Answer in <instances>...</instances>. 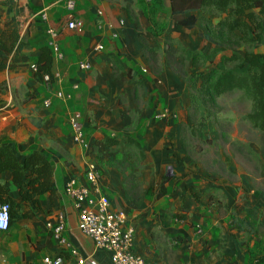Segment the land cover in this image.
I'll list each match as a JSON object with an SVG mask.
<instances>
[{"label":"crops","instance_id":"obj_1","mask_svg":"<svg viewBox=\"0 0 264 264\" xmlns=\"http://www.w3.org/2000/svg\"><path fill=\"white\" fill-rule=\"evenodd\" d=\"M127 1L132 3V0ZM125 7L121 0H0V32L18 28L28 44L27 48L20 47L10 54L0 52V65H5V70L0 72V83L6 81L8 88L0 93V147L11 148L19 160L31 152L43 153L54 168V192L39 196L37 204L29 203L17 208L16 218L9 229L0 232V264H43L45 256L61 254L56 240L46 227L47 223H54L59 214L65 219L64 237L84 257V264H111L110 254L95 249L91 239L78 230L77 210L73 200L64 192L65 182L70 176L84 180L86 163H98L92 142L88 141L87 135L85 148H79L72 142L68 126L71 113L68 115L63 106L55 104L59 101L52 100L46 108L42 105L50 94L41 91L42 83H45L33 79L31 66L39 55V48L48 43L46 30L53 29L62 60L53 64V72L58 77L54 79L52 89L70 90L72 86L63 88L60 85L62 80L75 85L80 76L85 84H82V88L80 85L83 94L78 84L74 92H80V106L82 103L88 105L90 99L97 98V91L106 95L108 90H104L102 85L97 86L102 81L100 68L103 57L111 59L108 60L111 67L110 61L114 64L112 57L118 52L131 53L134 44L130 30L120 19L126 14ZM164 7L168 13V6L165 4ZM98 11H102L103 18L98 16ZM71 18L84 22L82 34L65 28L67 20ZM99 21L105 24L102 30L97 29ZM171 23L174 35L175 32H190ZM107 24L113 25L112 29ZM112 34H117V37L112 38ZM97 44L104 47L103 51H94ZM78 59L90 63V75H81V71L75 70L74 61ZM84 87L86 90H82ZM83 119L87 123L86 118ZM159 126L162 128V125ZM162 129L172 132L174 128L164 126ZM160 141L163 144V138ZM177 151L179 149L175 147L174 153ZM161 155L163 158V152ZM256 156L260 161L257 174L241 170L238 182L235 172L231 171L229 180L225 179L222 186L215 185L231 199L228 209L219 208V212L212 210L207 205L208 201L204 202L195 195L197 185L202 183L201 177L196 174L181 177L180 172L177 173L179 177L175 175L173 178L181 192L190 190V195L188 192L185 195L186 212L179 220H161L167 211L163 205L169 197V190L163 198L155 201V207L150 208L145 201L131 205L119 177L109 168L101 171L100 190L109 200L112 210L125 214L127 225L134 230L133 249L147 264H264V217L251 220L245 213L248 209L264 214V159L257 152ZM252 179L263 187H259L255 195H249L238 206H231L235 193H253L248 184ZM0 183L8 190L10 197L19 202L18 187L11 181L10 171L0 175ZM168 183L166 188L170 189ZM236 211L246 228L244 231L239 230L233 222L232 213ZM196 225L201 227V234L195 231ZM66 259L68 263L73 262Z\"/></svg>","mask_w":264,"mask_h":264},{"label":"rangeland","instance_id":"obj_2","mask_svg":"<svg viewBox=\"0 0 264 264\" xmlns=\"http://www.w3.org/2000/svg\"><path fill=\"white\" fill-rule=\"evenodd\" d=\"M121 1L126 6V14L120 19L124 20V26L130 30L134 44L131 53L118 52L112 57L120 62L122 69L112 61L110 67L108 60L111 59L108 56L103 57L100 68L102 81L97 86L102 85L104 90H108L107 94L97 91V98L90 99L88 105L82 103L80 106V85L82 88V84H85L79 76L77 84L80 92L74 94L69 102L59 101L60 103L55 104L63 106L68 115L79 111L82 118H86L87 123L84 119L82 122L85 136L92 142L93 153L96 154L97 162H100L97 163L98 167L101 171L103 168H109L116 173L125 192L128 190L126 194L130 202L132 198L134 201L147 202L150 208L155 207L157 199L154 195L160 179L162 175L170 173L169 177L172 179L168 183L170 189H167L170 191L169 197L163 205L167 211L161 220L181 219L183 212H186L185 195H190L189 189L183 193L179 187L176 188L178 183L173 178L181 172V177L191 174L201 177L202 183L197 185L194 191L197 198L208 201L207 205L212 210H227L231 199L227 198L222 188L215 185L222 186L225 179L229 180L231 171L235 172V180L238 182L241 170L257 174L260 161L257 160L256 152L264 159V134L245 119L252 109L251 100L244 91L232 90L223 93L206 109L194 110L190 107L191 92L187 75L194 69L185 52H207L211 48V45L200 40L196 33L205 31L203 22L198 21L194 31L184 34L175 32L174 35L173 25L166 16L165 4L160 5L158 0H141V3L137 0H132V3ZM196 16L200 19L202 17L200 12H197ZM212 20L216 22L217 19ZM107 25L112 29L113 25ZM243 49L244 46H229L227 53H240ZM258 50L264 53V48ZM79 61L83 60L74 61L76 71L79 70L75 64ZM209 68L210 66H197L196 69ZM126 70H130L134 75L135 83L126 77ZM89 72H81V75ZM71 84L66 80L60 83L63 88ZM42 85L41 91L47 94L62 89L53 90L54 82ZM113 86L116 89L114 91ZM85 88L82 90H86ZM165 111L169 115L168 119L157 117ZM158 123L162 128L170 126L174 129L172 132L165 131ZM102 132L118 138L125 134L124 136L130 135L138 139L144 149V161L138 162L137 152L130 147L101 145L99 140ZM162 138L163 144L160 141ZM158 140V145L161 143L159 147ZM175 147H178V153H174ZM122 152H126L128 158V163L124 165L116 159L117 154ZM106 161H111L113 166L106 165ZM248 184L250 189L254 190L253 193H235L231 206H238L245 198L247 200L249 195H255L259 187H263L254 179ZM219 204L221 207H218ZM245 213L251 220L264 217L263 213H253L248 209ZM236 216L241 220L237 211Z\"/></svg>","mask_w":264,"mask_h":264},{"label":"trees","instance_id":"obj_3","mask_svg":"<svg viewBox=\"0 0 264 264\" xmlns=\"http://www.w3.org/2000/svg\"><path fill=\"white\" fill-rule=\"evenodd\" d=\"M158 1L160 5L168 6L169 11L166 14L168 20L187 31L194 30L197 22L202 21L205 31L197 32V36L211 45L207 52L198 50L185 52L194 69L187 75L191 92L190 107L194 110L206 109L225 92L244 91L252 102V109L245 119L264 134V53L258 50L264 48V0H163V3ZM137 2L141 3V0ZM197 12L201 13V19L196 16ZM213 18L217 19L216 22L212 20ZM24 36L18 28L1 31L0 52L10 54L20 47L27 48ZM229 46H244V49L240 53L235 51L227 53ZM113 62L122 69L116 58H113ZM53 64L52 50L48 45L41 46L33 64L36 68L33 79L41 81L42 75L46 74L49 76V84H52ZM197 66L210 68L201 70L196 69ZM3 70L5 65L1 64L0 72ZM126 75L135 83L130 70ZM7 89L6 81H2L0 93ZM124 135L118 138L102 132L99 143L107 147H130L137 152L138 162L144 161L145 153L141 142L130 135ZM116 159L121 165L128 163L126 152L117 154ZM105 164L113 166L111 161H106ZM6 171L11 172V181L17 185L19 196V202H15L0 183V201L9 205L11 224L16 218L17 208L29 203L37 204L39 196L54 192V168L43 153L31 152L19 160L11 148L0 147V175ZM170 179L171 177L166 174L162 175L154 195L155 199H161L166 195V184ZM126 193L128 194V190ZM131 200V205H138L140 202L132 198ZM232 219L239 230H246L235 212L232 213Z\"/></svg>","mask_w":264,"mask_h":264},{"label":"built area","instance_id":"obj_4","mask_svg":"<svg viewBox=\"0 0 264 264\" xmlns=\"http://www.w3.org/2000/svg\"><path fill=\"white\" fill-rule=\"evenodd\" d=\"M152 2L154 0H146ZM100 18H103L102 11L97 12ZM42 18L46 20L45 15ZM120 24H123L120 21ZM97 29L102 30L105 24L102 21L97 23ZM65 28L76 34H82L85 29V24L81 19L71 18L67 20ZM49 40L47 45L52 50L54 62L62 60V54L57 43V35L53 29H47ZM117 34H112V38H116ZM104 47L97 44L94 51L101 52ZM76 67L81 72H89L91 65L88 61H79ZM33 72L36 68L31 66ZM58 77L54 73V79ZM41 80L49 83V76L42 75ZM70 90L59 89L53 91L50 96L43 100L42 105L46 108L52 103V100H57L63 103L73 99L74 92L77 90V84L71 85ZM160 119H168L167 112H162L157 115ZM83 118L79 111H74L68 116V126L70 128L71 138L73 143L79 148L87 146L85 136V128ZM101 173L98 165L95 162H87L84 171V180L73 175L70 176L64 185L65 194L70 197L77 210V228L78 230L89 237L93 242L94 248L103 250L110 254L111 264H147L145 259L136 254L134 246V230L127 225V218L124 213L114 211L111 208L110 202L100 190ZM9 205L0 201V232H5L10 226ZM46 227L51 231L52 237L56 240L57 246L61 254L54 256H45L42 260L43 264H84V257L80 254L77 248L64 237L65 219L59 214L54 223H47ZM195 231L198 234L202 233L199 225L195 226ZM66 253V254H64ZM66 257L73 260L68 263Z\"/></svg>","mask_w":264,"mask_h":264},{"label":"water","instance_id":"obj_5","mask_svg":"<svg viewBox=\"0 0 264 264\" xmlns=\"http://www.w3.org/2000/svg\"><path fill=\"white\" fill-rule=\"evenodd\" d=\"M168 171H170V169H168ZM171 174L170 173H167V176H170Z\"/></svg>","mask_w":264,"mask_h":264}]
</instances>
